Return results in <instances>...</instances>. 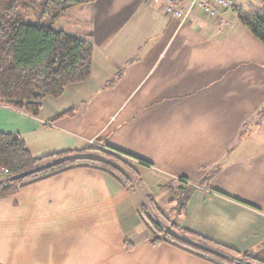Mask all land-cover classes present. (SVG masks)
<instances>
[{"label": "crops", "instance_id": "crops-1", "mask_svg": "<svg viewBox=\"0 0 264 264\" xmlns=\"http://www.w3.org/2000/svg\"><path fill=\"white\" fill-rule=\"evenodd\" d=\"M63 17L74 33L58 31L94 47L91 78L46 98L39 117L0 106V133L35 158L94 143L148 165L130 160L134 189L82 168L0 200V264H211L149 244L141 187L170 212L151 189L182 181L195 190L177 224L264 263V45L233 9L183 23L164 4L97 0Z\"/></svg>", "mask_w": 264, "mask_h": 264}, {"label": "trees", "instance_id": "trees-1", "mask_svg": "<svg viewBox=\"0 0 264 264\" xmlns=\"http://www.w3.org/2000/svg\"><path fill=\"white\" fill-rule=\"evenodd\" d=\"M95 1L0 0V106L39 117L46 98L59 99L69 86L91 78L93 45L53 26L69 9ZM261 2L262 7L245 9L236 5L232 9L239 22L264 45V0ZM20 10H37L40 25L25 24ZM130 160L148 165L114 148L95 144L78 152L35 158L21 137L0 133V167L7 168L11 177L7 184H0V200L15 196L23 188L82 168L106 173L123 188L134 189L140 186L141 177ZM184 183L163 188L173 195L170 204L178 203L170 212L161 211L151 197L141 204V219L152 234L149 244L157 248L166 243L211 264H264L250 254H241L199 237L170 218L171 214L186 215L195 188ZM127 245L129 250L133 249L131 244Z\"/></svg>", "mask_w": 264, "mask_h": 264}, {"label": "built area", "instance_id": "built-area-1", "mask_svg": "<svg viewBox=\"0 0 264 264\" xmlns=\"http://www.w3.org/2000/svg\"><path fill=\"white\" fill-rule=\"evenodd\" d=\"M152 4H164L165 12L175 19L186 22L193 13H199L209 18L222 15L236 5L246 0H187L180 5L177 0H145ZM93 143V142H92ZM10 173L7 168L0 167V184L10 181Z\"/></svg>", "mask_w": 264, "mask_h": 264}, {"label": "rangeland", "instance_id": "rangeland-1", "mask_svg": "<svg viewBox=\"0 0 264 264\" xmlns=\"http://www.w3.org/2000/svg\"><path fill=\"white\" fill-rule=\"evenodd\" d=\"M19 15L21 16V19L22 21L25 23V24H28V25H33V26H37V25H40L41 23V20L39 19V17L37 16V10H29V11H24V10H20L19 12ZM67 21V17H63L62 19L60 18V20L57 22L56 25L53 26V28L55 30H62L64 29L65 31H69L71 33H74L73 30H72V27H67V26H64L66 25V22ZM143 191V192H142ZM147 190H143V187H141V192H139V196L141 198V200L145 201V196H147ZM149 191V189H148ZM152 193H154V197H156V199L158 200L159 202V205L161 207H165V205H167V209H171L173 206L176 207L177 204H173V205H169V204H166V200H171L173 198V195L171 194V192H167V191H159L155 188H152L151 189ZM170 218L172 220H175L177 223H178V220L174 214H171Z\"/></svg>", "mask_w": 264, "mask_h": 264}]
</instances>
